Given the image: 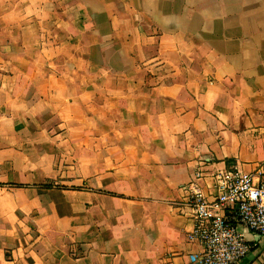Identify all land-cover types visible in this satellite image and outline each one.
Wrapping results in <instances>:
<instances>
[{
  "label": "crops",
  "instance_id": "0c3cea01",
  "mask_svg": "<svg viewBox=\"0 0 264 264\" xmlns=\"http://www.w3.org/2000/svg\"><path fill=\"white\" fill-rule=\"evenodd\" d=\"M231 164L264 177V0H0V264H193Z\"/></svg>",
  "mask_w": 264,
  "mask_h": 264
},
{
  "label": "built area",
  "instance_id": "2783aa9c",
  "mask_svg": "<svg viewBox=\"0 0 264 264\" xmlns=\"http://www.w3.org/2000/svg\"><path fill=\"white\" fill-rule=\"evenodd\" d=\"M205 179L212 181L213 199L204 192ZM188 190L194 226L187 239L201 249L190 255L193 264H235L250 250L247 232L264 236V177L256 181L237 164L199 169Z\"/></svg>",
  "mask_w": 264,
  "mask_h": 264
},
{
  "label": "water",
  "instance_id": "95a60500",
  "mask_svg": "<svg viewBox=\"0 0 264 264\" xmlns=\"http://www.w3.org/2000/svg\"><path fill=\"white\" fill-rule=\"evenodd\" d=\"M250 232H247V234H249Z\"/></svg>",
  "mask_w": 264,
  "mask_h": 264
},
{
  "label": "trees",
  "instance_id": "16d2710c",
  "mask_svg": "<svg viewBox=\"0 0 264 264\" xmlns=\"http://www.w3.org/2000/svg\"><path fill=\"white\" fill-rule=\"evenodd\" d=\"M48 186V185H47Z\"/></svg>",
  "mask_w": 264,
  "mask_h": 264
}]
</instances>
